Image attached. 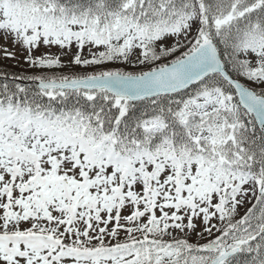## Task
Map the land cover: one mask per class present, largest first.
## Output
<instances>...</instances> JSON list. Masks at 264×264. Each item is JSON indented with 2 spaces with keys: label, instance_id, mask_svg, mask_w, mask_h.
Here are the masks:
<instances>
[{
  "label": "snow or ice",
  "instance_id": "snow-or-ice-1",
  "mask_svg": "<svg viewBox=\"0 0 264 264\" xmlns=\"http://www.w3.org/2000/svg\"><path fill=\"white\" fill-rule=\"evenodd\" d=\"M0 264H264V0H0Z\"/></svg>",
  "mask_w": 264,
  "mask_h": 264
}]
</instances>
